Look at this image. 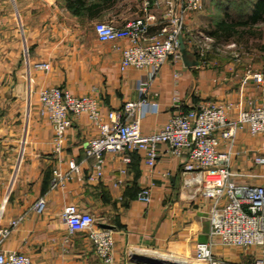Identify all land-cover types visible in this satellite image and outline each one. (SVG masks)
<instances>
[{
  "label": "crops",
  "instance_id": "obj_1",
  "mask_svg": "<svg viewBox=\"0 0 264 264\" xmlns=\"http://www.w3.org/2000/svg\"><path fill=\"white\" fill-rule=\"evenodd\" d=\"M179 1L0 0V227L17 220L2 249L21 253L33 264H104L86 235L70 234L62 222L63 207L74 204L113 232V264H149L136 261L135 256L151 253L167 257L157 258L164 262L177 264L173 260L180 259L195 264V245L208 239L210 202L194 195L193 188L182 187L179 159L166 154L161 145L148 172L142 153L128 152L126 166L122 155L106 154L103 177L89 182L92 162L84 151L88 140L98 134L97 128L84 115L72 118L62 151L56 155L53 129L40 114L37 100L41 90L60 87L74 96L96 97L102 116L127 101L139 100L137 84L146 80V72H121V50L127 41L100 42L94 25L122 27L150 15L154 19L149 21L148 36H159L166 4L176 8ZM236 1L202 0L201 10L186 16L182 41L196 65L169 60L162 67L147 90V100L157 110L145 109L142 134L156 132L175 113V96L183 110L210 101H232L241 108L258 103L260 89L252 82L243 86L241 80L248 69L264 72V48L242 51L247 59L238 64L232 63L229 52L209 51L199 57L197 40L202 36L225 44L208 32ZM253 1L247 6L248 14L256 7ZM220 9L224 12H215ZM37 63H48L50 68L37 69ZM232 151L231 168L246 175L237 182L264 186V165L254 161L264 157V136L239 132ZM69 160L79 164V176L53 188V170L65 173ZM121 168H126L125 174ZM142 188H150L149 203L137 200ZM40 198L44 207L38 211L33 206ZM212 255L220 264L252 263L251 252L240 249L216 246Z\"/></svg>",
  "mask_w": 264,
  "mask_h": 264
},
{
  "label": "built area",
  "instance_id": "obj_2",
  "mask_svg": "<svg viewBox=\"0 0 264 264\" xmlns=\"http://www.w3.org/2000/svg\"><path fill=\"white\" fill-rule=\"evenodd\" d=\"M144 6L146 10L148 3ZM201 8L202 0H180L176 8L166 4L159 36H148L149 21L154 19L150 15L122 27L104 23L94 25L100 42L127 41L121 50V72H146V80L137 84L141 94L139 100L127 101L118 110H110L102 116L96 97L74 96L63 88L48 87L38 94L39 111L47 117L53 129L52 145L56 155L62 151L72 118L84 115L97 128L98 134L88 140L84 151L85 158L92 162L87 176L89 182L103 177L106 154L122 155L121 160L126 166L130 162L128 152L142 153L143 164L151 172L160 155L159 147L164 145L165 153L181 163L182 187L193 188L194 195H201L210 202L208 239L195 245L194 260L220 264L212 255V249L220 246L251 252V264H264V186L248 181L237 182L246 175L230 166L232 146L239 132L264 136V72L248 69L241 80L243 86L252 82L260 89V100L250 102L248 108H241L232 101H210L183 110L175 96L172 106L176 111L163 126L148 135L140 131L145 109L149 108V112L157 110V105L147 100V90L169 60L174 64L182 61L178 37L186 32V16ZM197 46L199 57L209 51L215 54L229 52L233 64L242 60L241 52L234 49L235 43H215L210 37L202 36L197 40ZM34 67L45 71L50 68L48 63H37ZM176 76H179L178 72H175ZM222 144L223 147L219 148ZM254 161L264 165V157H256ZM125 172L126 168L120 169L121 174ZM79 174V164L69 160L65 173L53 170L52 187L63 186L65 181ZM137 200L149 203L150 188H142ZM43 207L42 198L33 206L38 211ZM60 218L70 234L83 232L86 235L93 252L104 264L114 263L113 232L100 227L92 214L68 204L63 207ZM16 224L17 220H12L7 227H0V264H33L27 256L1 248Z\"/></svg>",
  "mask_w": 264,
  "mask_h": 264
},
{
  "label": "trees",
  "instance_id": "obj_3",
  "mask_svg": "<svg viewBox=\"0 0 264 264\" xmlns=\"http://www.w3.org/2000/svg\"><path fill=\"white\" fill-rule=\"evenodd\" d=\"M253 0L241 1V4L247 6ZM255 3V2H254ZM253 4V3H252ZM254 10L241 19L234 18L229 12L225 13L222 20H220L208 34L212 36L217 42H247L251 37L256 35L255 27L260 22H264V0H256ZM260 34V33H259ZM258 35V33H257Z\"/></svg>",
  "mask_w": 264,
  "mask_h": 264
},
{
  "label": "rangeland",
  "instance_id": "obj_4",
  "mask_svg": "<svg viewBox=\"0 0 264 264\" xmlns=\"http://www.w3.org/2000/svg\"><path fill=\"white\" fill-rule=\"evenodd\" d=\"M241 1H245V0H237L234 4V7L230 11H228L236 19H241V18L245 17L248 13V10H246L245 7L242 9V7L245 5L241 4ZM215 12L222 13V12H224V10L220 9V10H216ZM255 29H256V31H255L256 35L254 37H251L247 42L244 43L243 41L242 42L232 41V42H229L227 44L235 43L234 49L237 52H242L246 49H253V48H260V47L264 48V23L255 27ZM257 33H258V35H257ZM242 59H247V58L242 57ZM258 62H260V61H258ZM193 263L205 264V263H200V262H196V261H193Z\"/></svg>",
  "mask_w": 264,
  "mask_h": 264
},
{
  "label": "water",
  "instance_id": "obj_5",
  "mask_svg": "<svg viewBox=\"0 0 264 264\" xmlns=\"http://www.w3.org/2000/svg\"><path fill=\"white\" fill-rule=\"evenodd\" d=\"M178 44H179V52L183 63L187 66L196 65V62L192 61L191 58L187 55L183 45L182 37L180 36L178 37ZM100 227L107 228L105 225H100ZM135 259L138 262L142 261L144 263H149V264H172V263H165L164 261L159 260L154 256H147V255H137L135 256Z\"/></svg>",
  "mask_w": 264,
  "mask_h": 264
},
{
  "label": "bare ground",
  "instance_id": "obj_6",
  "mask_svg": "<svg viewBox=\"0 0 264 264\" xmlns=\"http://www.w3.org/2000/svg\"><path fill=\"white\" fill-rule=\"evenodd\" d=\"M151 256H154L155 258H160V259H163V260H168L167 257L165 256H162V255H155L153 253H151ZM173 262H176L177 264H187L186 261H183V260H177V259H174ZM165 263H169L168 261H166Z\"/></svg>",
  "mask_w": 264,
  "mask_h": 264
}]
</instances>
